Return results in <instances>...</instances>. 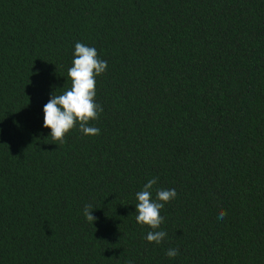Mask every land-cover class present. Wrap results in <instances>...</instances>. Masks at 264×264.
<instances>
[{"label":"trees","instance_id":"1","mask_svg":"<svg viewBox=\"0 0 264 264\" xmlns=\"http://www.w3.org/2000/svg\"><path fill=\"white\" fill-rule=\"evenodd\" d=\"M76 42L107 61L100 134L57 145ZM0 264H264V0H0Z\"/></svg>","mask_w":264,"mask_h":264},{"label":"clouds","instance_id":"2","mask_svg":"<svg viewBox=\"0 0 264 264\" xmlns=\"http://www.w3.org/2000/svg\"><path fill=\"white\" fill-rule=\"evenodd\" d=\"M107 61L100 59L94 47L87 46L82 42H76L72 66L68 69L67 76L71 80V87L60 95L53 93L49 101L44 105V127L51 129L50 136L57 145L66 142L67 134L79 126L80 131L89 136H97L100 129L90 126L91 121L99 118L103 111L96 103V78L107 70ZM158 182V177L149 179L143 189L136 193L138 203L136 206V222L147 225L152 229L146 235L149 243L160 244L167 236L163 230H159L164 222L161 210L165 203L175 199V189H158L155 199L152 195L153 186ZM92 205H85L83 209L87 221L94 223L97 219L92 215ZM227 212L221 209L218 219H224ZM177 248H169L166 255L169 258L178 256Z\"/></svg>","mask_w":264,"mask_h":264}]
</instances>
